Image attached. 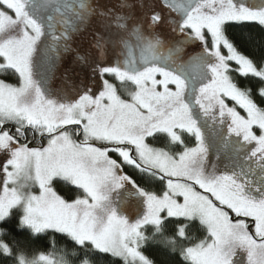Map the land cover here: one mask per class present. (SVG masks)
Instances as JSON below:
<instances>
[{
  "label": "snow or ice",
  "instance_id": "obj_1",
  "mask_svg": "<svg viewBox=\"0 0 264 264\" xmlns=\"http://www.w3.org/2000/svg\"><path fill=\"white\" fill-rule=\"evenodd\" d=\"M165 10L172 37L163 34ZM228 22L264 28V0H0V75L18 77V85L0 79V264H68L52 253L29 258L5 239L14 229L63 234L79 264H154L141 249L157 237L184 264H264V108L230 75L260 81L264 100V55L258 66L241 52ZM195 42L200 51L178 63ZM63 56L72 58L65 82L79 68L85 79L98 73L102 89L82 79L53 97L49 79ZM106 75L131 82L130 99ZM176 129L195 147L174 155L146 143L165 133L183 144ZM37 137L47 143L31 147ZM155 180L166 182L162 195L141 186ZM59 181L81 194L64 199ZM173 218L186 223L169 237ZM197 221L206 237L178 246Z\"/></svg>",
  "mask_w": 264,
  "mask_h": 264
},
{
  "label": "trees",
  "instance_id": "obj_2",
  "mask_svg": "<svg viewBox=\"0 0 264 264\" xmlns=\"http://www.w3.org/2000/svg\"><path fill=\"white\" fill-rule=\"evenodd\" d=\"M226 35L229 38L233 39L238 46V49L244 54L248 55L250 58L254 59V61L259 66L260 57L264 55V28L261 26L252 24V23H236V22H228L225 26ZM113 31H116L115 26H113ZM174 33L170 32L172 36ZM168 35V34H167ZM251 36L252 40L249 41L248 37ZM79 38L76 40V43H79ZM71 57L67 56V58ZM115 60L114 55H110L108 58V62H113ZM178 61V59H177ZM232 68H236L237 66L234 63H231ZM67 66H64L62 69V64L56 67V70L53 76V83L56 86L55 92H52L53 97H58L62 94L63 91H68L69 93L73 90H68L70 86H72V82L75 84H80L83 73H80V69L77 68L75 72H69V82H65L64 80V70ZM11 71V70H10ZM76 73H80L76 75ZM234 82H236L239 86L248 87L252 90L253 99L257 103V105L261 108H264V100H261L260 97L256 94L257 88L261 86L260 81L255 78L248 77L244 78L238 75L236 72H231ZM107 76V75H106ZM13 82L18 83V77L13 74ZM96 82H101L99 74L97 73L95 79L93 80L90 76L87 78V83H94L98 87ZM53 85V86H54ZM81 85V84H80ZM59 86V87H57ZM82 86V85H81ZM64 88V89H63ZM230 102V101H228ZM232 103V102H231ZM229 103V105L231 104ZM232 103L230 106H233ZM180 135L183 140V144H177L170 142L167 135L164 133H157L153 137H148L147 142L149 145L157 148L164 149L171 154H178L183 151L185 147H191L196 144L195 138L190 136L186 132H180ZM31 139V138H30ZM44 140H40L39 137L35 141H32L30 144L31 147L39 146L43 143ZM115 158V156H114ZM125 172L129 174H135L138 176V173H133V169L128 166H125ZM55 190L58 194L62 195L66 199H75L77 195L81 194L75 186H72L63 181H59L53 184ZM142 187H145L148 191H152L157 195L162 194L165 191V182L160 180H155L150 183L141 184ZM15 217L18 218L17 212L15 213ZM16 219H14L13 223L15 224ZM177 223H186L182 219L178 222L175 218H173L172 223L166 227L165 235L169 237L175 236V229ZM145 233L148 236L152 235L151 227L145 229ZM187 234L189 236V240L186 241H178V246H190L191 244L197 243L200 240L204 239L207 235L206 229L199 225V222H195L192 224ZM12 237H15L16 240L21 242V247L25 250L27 256L32 258L33 256L39 253H52L53 259H59L61 256L68 261V264H79V258L74 257L72 255V251L74 248L73 243L63 234L55 233L53 231H47L46 233L40 234L39 236L32 237L28 229L23 230H13L11 236L5 237L8 242H11ZM160 238L157 237L156 240H150L146 246H144L141 251L150 258L154 264H184V261L180 258L179 252L177 251L175 254H172L170 249L166 247L163 243L159 242ZM82 256L83 253L81 250L77 249ZM115 264H122L121 261L116 260Z\"/></svg>",
  "mask_w": 264,
  "mask_h": 264
},
{
  "label": "rangeland",
  "instance_id": "obj_3",
  "mask_svg": "<svg viewBox=\"0 0 264 264\" xmlns=\"http://www.w3.org/2000/svg\"><path fill=\"white\" fill-rule=\"evenodd\" d=\"M132 2L133 3H135L136 2V0H132ZM156 2L158 3V0H156ZM165 17H166V23H165V26L163 27V34L166 36V37H172V36H174L175 34H173L172 36L170 35V32H171V25H168L167 24V19H168V13H167V10H165ZM171 18L172 19H178V17H177V15L175 14V13H171ZM168 34V35H167ZM184 48H185V51L184 52H182V53H180L179 54V58H178V63L182 60V61H187V59H188V57H189V55H191V54H193V53H197V52H199L200 51V46H199V43L198 42H195V43H191V44H188V45H185L184 46ZM224 54L226 55L227 54V52H226V50H224ZM37 58L39 59V53L37 54ZM63 59L64 60H62L61 61V64H62V69H64V66H67V68H70L71 67V61H70V58L68 57L67 58V56L65 57H63ZM0 63H3V60H2V58H0ZM231 63H234V62H231ZM235 64V63H234ZM81 78H84V76H82ZM0 79H3V80H5V82H8V83H12V84H14V85H18V83L16 84V83H14L13 82V74H9V75H0ZM105 79H108V81L110 82V83H112L116 88H117V92H118V94L121 96V98L122 99H126V100H128V99H130V97H129V92H132V91H135V86L133 85V84H131V82H125V83H121L120 81H118V80H116V78L114 77V76H105ZM82 80V79H81ZM85 83H87V79H85ZM97 83V85L99 84V86L97 87L96 85L92 88V90L94 91V92H97L98 93V91L99 90H101L102 89V87H103V85H102V81L101 82H96ZM173 90H175V88H174V85H172V86H170ZM82 88V87H81ZM158 90H161L162 91V88H160V89H158ZM68 92V91H67ZM69 93V92H68ZM73 92L71 91L70 92V94H72ZM232 101H230V102H228L227 101V103L229 104V103H231ZM233 104H234V102H232ZM231 103V104H232ZM230 104V105H231ZM229 105V106H230ZM237 107V111H239L240 112V114L241 115H243V116H245L246 117V113L244 112V110L243 109H240L238 106H236ZM254 132H256L257 134H259V129L258 128H255L254 127ZM175 131H177L178 132V134H180V130L179 129H176ZM226 131H227V129L225 128V133H226ZM165 134V133H164ZM165 135H167V134H165ZM29 138H31V134H30V136H29ZM75 138V137H74ZM169 138V137H168ZM80 139H82V136L80 137ZM169 140H170V138H169ZM47 143V140L45 139L44 140V142H43V144H46ZM146 143H148L147 142V139H146ZM177 144H180V143H177ZM151 146V145H150ZM151 147H153V146H151ZM191 147H195V145L194 146H191ZM154 148H157V147H154ZM158 149H161V148H158ZM164 150V149H163ZM166 151V150H165ZM113 158H114V156H113ZM217 161V157H216V154H215V152H213L211 155H210V163H209V170H211V162H216ZM219 166L220 167H222L223 165H222V163L221 164H219ZM73 186V185H72ZM53 188H54V186H53ZM35 194H39V187H38V185L37 186H33L32 187V189H31ZM54 190H55V188H54ZM165 190H166V182H165ZM56 191V190H55ZM57 192V191H56ZM58 194V193H57ZM163 194V193H162ZM162 194H160V195H162ZM58 195H60V194H58ZM61 197H63L62 195H60ZM113 196H115V193L113 194ZM64 198V197H63ZM64 199H66V198H64ZM66 200H72V199H66ZM180 202L182 203L183 202V200H182V198H180ZM124 208H125V211H126V213L129 215V217L131 218V219H134L135 218V214H136V212H137V208H136V206H135V204H131V205H129V204H125L124 205ZM139 211H143V207H142V205H141V207L139 208ZM17 215L19 216V211H17ZM164 215H166V213L164 214ZM49 231H52V230H49ZM54 232V231H53Z\"/></svg>",
  "mask_w": 264,
  "mask_h": 264
},
{
  "label": "flooded vegetation",
  "instance_id": "obj_4",
  "mask_svg": "<svg viewBox=\"0 0 264 264\" xmlns=\"http://www.w3.org/2000/svg\"><path fill=\"white\" fill-rule=\"evenodd\" d=\"M79 37H76L75 39L77 40ZM53 57H55V54H53ZM64 57V56H63ZM66 57V56H65ZM62 60H64V59H62ZM62 60H60L58 63H57V66L60 64V62L62 61ZM54 81H53V76L51 75V78L49 79V88L51 89V92H55V89H56V86L54 85V83H53ZM88 84V83H87ZM54 85V86H53ZM96 84H94V83H89L88 84V86L89 87H94ZM57 87H59V86H57ZM75 87L76 88H81L82 86L80 85V84H78V83H76L75 84ZM64 89V88H63ZM68 90H73V84H72V86H70L69 88H68Z\"/></svg>",
  "mask_w": 264,
  "mask_h": 264
}]
</instances>
